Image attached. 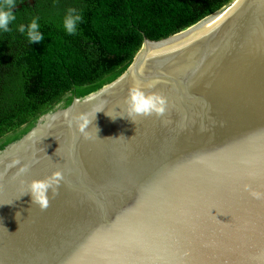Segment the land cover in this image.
<instances>
[{"label":"water","instance_id":"1","mask_svg":"<svg viewBox=\"0 0 264 264\" xmlns=\"http://www.w3.org/2000/svg\"><path fill=\"white\" fill-rule=\"evenodd\" d=\"M133 87L165 97L164 115L128 117ZM56 171L42 211L27 184ZM251 192L264 193V0H234L145 37L119 78L0 150V264H264Z\"/></svg>","mask_w":264,"mask_h":264},{"label":"trees","instance_id":"2","mask_svg":"<svg viewBox=\"0 0 264 264\" xmlns=\"http://www.w3.org/2000/svg\"><path fill=\"white\" fill-rule=\"evenodd\" d=\"M234 0H16L17 19L0 33V150L45 114L119 78L143 46L188 29ZM20 7V8H19ZM83 17L75 35L63 17ZM38 17L44 39L30 44L16 26Z\"/></svg>","mask_w":264,"mask_h":264},{"label":"clouds","instance_id":"3","mask_svg":"<svg viewBox=\"0 0 264 264\" xmlns=\"http://www.w3.org/2000/svg\"><path fill=\"white\" fill-rule=\"evenodd\" d=\"M17 6L16 0H0V33L11 31L10 25L14 24L17 19L13 9ZM38 17H33L28 24H19L17 30L23 34L30 44L42 41L45 37L40 30ZM83 22L82 15L75 9L69 8L63 17V29L68 35H75L78 26ZM153 82H149L145 87L151 89ZM128 105V117L133 116H163L167 109V100L160 94L143 90L141 87H133L126 100ZM84 123L80 127V131L84 133L85 139H90V134L86 132V128L90 123L87 117H82ZM27 169H22L26 171ZM62 174L60 171L54 172L44 180H33L27 184L26 192L30 193L33 204L37 205L42 211L49 206V191L51 196L58 194L60 180ZM246 190L248 186H245ZM251 195L257 199L264 198V193L251 192ZM20 216V213H17Z\"/></svg>","mask_w":264,"mask_h":264}]
</instances>
